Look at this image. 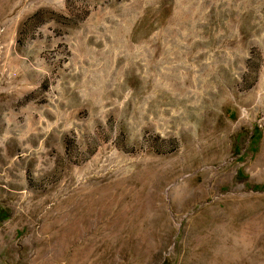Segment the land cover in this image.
Wrapping results in <instances>:
<instances>
[{
	"label": "rangeland",
	"instance_id": "obj_1",
	"mask_svg": "<svg viewBox=\"0 0 264 264\" xmlns=\"http://www.w3.org/2000/svg\"><path fill=\"white\" fill-rule=\"evenodd\" d=\"M0 264H264V0H0Z\"/></svg>",
	"mask_w": 264,
	"mask_h": 264
}]
</instances>
